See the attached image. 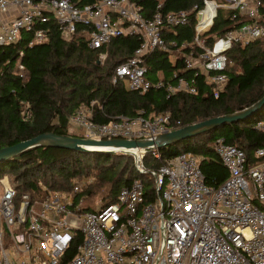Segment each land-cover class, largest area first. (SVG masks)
Returning <instances> with one entry per match:
<instances>
[{"label": "built area", "instance_id": "2783aa9c", "mask_svg": "<svg viewBox=\"0 0 264 264\" xmlns=\"http://www.w3.org/2000/svg\"><path fill=\"white\" fill-rule=\"evenodd\" d=\"M260 7L261 0H201L200 6L194 5L190 43L164 37L166 30L188 23L186 10L162 14L156 9L145 17L142 6L132 0L83 5L72 0H0V47L17 42L24 31H32L29 44L44 41L46 30L34 27L50 19L64 39L81 26L91 49L106 48L117 36H136L139 45L115 67L112 82L125 80L128 89L139 94L150 89H163L167 96L195 94V77L202 74L217 98L228 80V50L264 38ZM220 8L236 11L244 21L207 44L202 34L213 26ZM156 49L172 61L181 58L193 76L173 72L172 81L158 74L151 79L146 56ZM94 104L101 109L92 101L69 117L84 138L154 139L175 129L169 113L147 116L140 111L98 123L92 118ZM23 114L28 118L26 110ZM254 126L264 132V117ZM214 150L228 172L217 186L205 183L193 152H180L158 168L146 169V153L160 158L156 148L130 151L137 171L154 177V198L146 200L144 181L134 178L114 202L93 209L76 195L88 183L85 177L76 180L70 192L48 191L39 200L18 194L8 178L1 177L0 264H264V145L255 149L259 161L252 165L241 148L223 137L215 139Z\"/></svg>", "mask_w": 264, "mask_h": 264}, {"label": "trees", "instance_id": "16d2710c", "mask_svg": "<svg viewBox=\"0 0 264 264\" xmlns=\"http://www.w3.org/2000/svg\"><path fill=\"white\" fill-rule=\"evenodd\" d=\"M78 5L97 0H72ZM142 6L143 15L150 17L156 9L162 14L186 10L188 23L166 30L164 37L181 42H192L196 9L201 0H132ZM223 1V0H219ZM159 2L162 5L157 8ZM199 8V7H198ZM260 23L264 25V0H261ZM235 16L232 20L231 17ZM244 19L234 10L218 9L213 26L202 34L206 43L219 36L232 25ZM240 22V23H238ZM47 32L42 42L32 40V31H24L20 39L0 47V148L30 139L42 132L78 136L71 133L69 117L83 106L93 105L92 118L103 123L119 116L133 117L140 111L155 116L169 113L170 125L179 128L217 115L241 110L264 95V39L248 44H234L227 52L226 73L228 80L215 98L213 86L204 76L195 77L197 92H178L167 96L163 89H150L143 94L131 91L125 80L112 82L115 67L130 57L139 45L136 36H117L106 48L88 47L83 28L64 39L54 20L36 24ZM105 53L104 60L100 55ZM149 76L157 74L165 81H172L173 72L186 78L193 70L185 68L181 58L173 61L165 51L156 49L146 56ZM23 65V69L19 68ZM29 113L24 118V111ZM264 117V109L243 120L224 124L205 133L188 137L156 149L160 158L146 153V169L158 168L167 158L190 151L199 157V166L205 183L217 186L228 175L225 166L214 150V141L223 137L225 142L237 145L252 165L259 161L254 151L264 145V132L255 123ZM6 176L18 194L28 193L33 200L46 196L48 191L70 192L76 180L93 176L81 195H98L103 205L114 202L122 187L134 178H141L145 185V198H154V177L137 171L131 155L120 152H79L57 147L28 149L15 157L0 161V178ZM88 209L94 207L86 204ZM76 244V243H75Z\"/></svg>", "mask_w": 264, "mask_h": 264}, {"label": "water", "instance_id": "95a60500", "mask_svg": "<svg viewBox=\"0 0 264 264\" xmlns=\"http://www.w3.org/2000/svg\"><path fill=\"white\" fill-rule=\"evenodd\" d=\"M264 109V95L248 107L238 111L213 116L204 120L175 128L157 135L154 139H101L94 140L78 136L58 135L51 131L42 132L30 139L0 148V161H5L32 148L57 147L79 152H120L128 153L131 149L161 148L188 137L196 136L216 129L224 124L243 120Z\"/></svg>", "mask_w": 264, "mask_h": 264}, {"label": "rangeland", "instance_id": "374dc122", "mask_svg": "<svg viewBox=\"0 0 264 264\" xmlns=\"http://www.w3.org/2000/svg\"><path fill=\"white\" fill-rule=\"evenodd\" d=\"M264 39V38H263ZM100 59L101 60H104L103 57L100 56ZM71 133H74V134H79V135H82L80 133V131L76 130L74 127H71ZM125 154H128V153H125ZM131 155V154H129ZM132 156V155H131ZM85 178L88 179V183H85L84 185H82L81 189L82 190H85V187L91 183L92 181H94V177L93 176H86ZM82 198H83V204L84 206H87L86 204H88L89 206H92V207H97V206H101L103 205V200L98 196V195H81ZM6 245H8L9 247H13L12 243L8 242Z\"/></svg>", "mask_w": 264, "mask_h": 264}, {"label": "bare ground", "instance_id": "6f19581e", "mask_svg": "<svg viewBox=\"0 0 264 264\" xmlns=\"http://www.w3.org/2000/svg\"><path fill=\"white\" fill-rule=\"evenodd\" d=\"M130 151L133 152V153H135V154H136V153H137V154H140V151H138V149H136V148L131 149Z\"/></svg>", "mask_w": 264, "mask_h": 264}]
</instances>
